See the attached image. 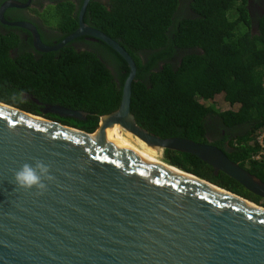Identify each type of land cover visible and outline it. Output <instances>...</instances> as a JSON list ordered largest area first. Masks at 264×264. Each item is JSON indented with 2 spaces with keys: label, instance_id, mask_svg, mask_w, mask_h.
<instances>
[{
  "label": "water",
  "instance_id": "obj_1",
  "mask_svg": "<svg viewBox=\"0 0 264 264\" xmlns=\"http://www.w3.org/2000/svg\"><path fill=\"white\" fill-rule=\"evenodd\" d=\"M60 43H43L28 22L34 46L57 51L87 35L101 39L127 62L119 108L88 132L0 101V264H264V206L177 167L159 164L109 137L119 127L148 146L193 154L264 198V181L219 147L184 137L162 138L140 126L131 112L137 66L116 40L84 21ZM43 113L85 120L89 114L61 105ZM43 160L54 180L38 194L20 188L15 172Z\"/></svg>",
  "mask_w": 264,
  "mask_h": 264
},
{
  "label": "trees",
  "instance_id": "obj_2",
  "mask_svg": "<svg viewBox=\"0 0 264 264\" xmlns=\"http://www.w3.org/2000/svg\"><path fill=\"white\" fill-rule=\"evenodd\" d=\"M55 1L57 6L50 7L54 14L47 10L42 15L64 29V38L78 28L83 0L78 7L73 0ZM109 1L110 10L91 0L84 21L135 60L131 112L138 124L162 138L199 143H209V115H219L231 128L244 125V132L228 137V148L218 139L211 144L264 181L259 141L263 136L264 142V15L254 32L248 0H195L196 16L178 19L179 0ZM8 30L0 31L1 102L88 132L99 128L102 115L119 108L130 68L109 44L82 36L58 51L39 53L20 47V36ZM77 42L86 43L85 49L76 48ZM47 105L89 114L79 120L43 113ZM109 137L117 138L111 131ZM163 155L167 164L264 206V198L223 171L216 174L197 156L170 149Z\"/></svg>",
  "mask_w": 264,
  "mask_h": 264
},
{
  "label": "flooded vegetation",
  "instance_id": "obj_3",
  "mask_svg": "<svg viewBox=\"0 0 264 264\" xmlns=\"http://www.w3.org/2000/svg\"><path fill=\"white\" fill-rule=\"evenodd\" d=\"M6 1L8 0H0V8L3 5V3ZM27 1L28 0H26L25 2ZM73 1L76 7H78V4H79L78 0H73ZM99 1H101L102 4L106 5L109 10L111 9L109 0H99ZM21 2H24V1H21ZM194 2L195 0H179L178 6L175 12V17L178 19L180 17L189 18V17L196 16V12L194 9ZM53 6L54 7L57 6V3L55 0H31V3L27 7L6 9L4 12V18L8 22H28V23L33 24L36 27L43 43L48 44V45H50L49 43H53L52 45H55V44L60 43L67 36L62 38L66 34L64 29L60 28L58 25H56V23L55 24L48 23V21L42 15V13L47 14V10L48 11L51 10L50 12L54 14L55 10L50 8ZM246 7L248 8V11H249L251 26L253 27V31L256 32L258 29V25H259V18H261L264 15V0H248ZM81 8H80V11H81ZM79 15H80V12H79ZM51 22H55V20H51ZM78 22H79V19H78ZM9 27H11L12 30L15 31L20 36V39H21L20 47L26 48L30 51L35 49L36 52L42 53V51H39L35 48L34 41H33L34 35L30 30L24 27H20V26L9 25L5 23L0 17V31L3 33H6L9 31L8 30ZM82 36L85 37V39L90 40V41L98 40L91 36H87V35H82ZM73 45L76 48L85 49L84 47L86 43L77 42V43H73ZM36 52L34 53L37 55ZM207 124L208 126H207L206 136H207L208 142L214 143L216 139L222 140L223 146L227 148L229 147V143H230V140L228 139L229 136L240 135V131L244 132L246 130V126L244 125H237L232 128L228 127L224 123L223 119L217 114L209 115L207 119Z\"/></svg>",
  "mask_w": 264,
  "mask_h": 264
},
{
  "label": "clouds",
  "instance_id": "obj_4",
  "mask_svg": "<svg viewBox=\"0 0 264 264\" xmlns=\"http://www.w3.org/2000/svg\"><path fill=\"white\" fill-rule=\"evenodd\" d=\"M50 168L49 164L40 159H36L34 163H25L15 172V181L20 188H36L38 194H43L48 187L46 181L54 180Z\"/></svg>",
  "mask_w": 264,
  "mask_h": 264
},
{
  "label": "bare ground",
  "instance_id": "obj_5",
  "mask_svg": "<svg viewBox=\"0 0 264 264\" xmlns=\"http://www.w3.org/2000/svg\"><path fill=\"white\" fill-rule=\"evenodd\" d=\"M112 134L116 135L117 138L111 139L112 141L124 147L127 150L137 153L139 156L155 161L159 164L166 165L167 163L160 159L159 150L148 146L144 141L139 139L132 133L119 129L115 126L109 129Z\"/></svg>",
  "mask_w": 264,
  "mask_h": 264
},
{
  "label": "rangeland",
  "instance_id": "obj_6",
  "mask_svg": "<svg viewBox=\"0 0 264 264\" xmlns=\"http://www.w3.org/2000/svg\"><path fill=\"white\" fill-rule=\"evenodd\" d=\"M50 11H51V10H50ZM217 98H218L217 103H218L221 107H223V108L225 109L227 106L225 107V105L222 104V103H223L222 97H221V96H218ZM163 154H164V150H163V151L161 150V151L159 152V157H160L161 160H163V156H164Z\"/></svg>",
  "mask_w": 264,
  "mask_h": 264
},
{
  "label": "built area",
  "instance_id": "obj_7",
  "mask_svg": "<svg viewBox=\"0 0 264 264\" xmlns=\"http://www.w3.org/2000/svg\"><path fill=\"white\" fill-rule=\"evenodd\" d=\"M260 143L263 145L262 147H264V142H263V136L259 138Z\"/></svg>",
  "mask_w": 264,
  "mask_h": 264
}]
</instances>
